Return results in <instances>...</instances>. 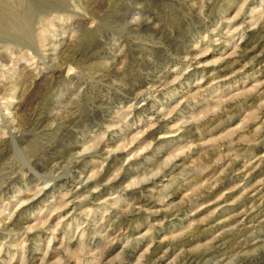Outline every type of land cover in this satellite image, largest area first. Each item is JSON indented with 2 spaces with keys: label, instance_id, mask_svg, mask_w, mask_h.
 Masks as SVG:
<instances>
[{
  "label": "rangeland",
  "instance_id": "rangeland-1",
  "mask_svg": "<svg viewBox=\"0 0 264 264\" xmlns=\"http://www.w3.org/2000/svg\"><path fill=\"white\" fill-rule=\"evenodd\" d=\"M0 264H264V0H0Z\"/></svg>",
  "mask_w": 264,
  "mask_h": 264
},
{
  "label": "bare ground",
  "instance_id": "bare-ground-1",
  "mask_svg": "<svg viewBox=\"0 0 264 264\" xmlns=\"http://www.w3.org/2000/svg\"><path fill=\"white\" fill-rule=\"evenodd\" d=\"M38 116H40V115H38ZM38 116H36V117H38ZM34 119H35V118H34ZM42 119H43V118H42ZM42 119H41V120H42ZM39 123H41V122H40V119L37 118V120L35 119V122H34V123H31V124H33L32 126H34V127L37 128V127L39 126ZM40 125H41V124H40ZM39 127H40V126H39ZM70 173H71V172H70Z\"/></svg>",
  "mask_w": 264,
  "mask_h": 264
}]
</instances>
